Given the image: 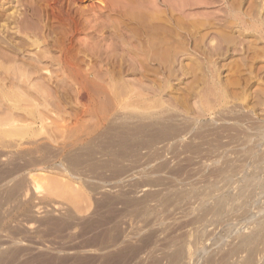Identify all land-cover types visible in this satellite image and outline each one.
<instances>
[{"label":"rangeland","instance_id":"1","mask_svg":"<svg viewBox=\"0 0 264 264\" xmlns=\"http://www.w3.org/2000/svg\"><path fill=\"white\" fill-rule=\"evenodd\" d=\"M234 1L0 0V264H264V0Z\"/></svg>","mask_w":264,"mask_h":264},{"label":"bare ground","instance_id":"2","mask_svg":"<svg viewBox=\"0 0 264 264\" xmlns=\"http://www.w3.org/2000/svg\"><path fill=\"white\" fill-rule=\"evenodd\" d=\"M236 1H237V0H235L234 2H236ZM119 2H120V1H119ZM236 3H237V2H236ZM7 4H8V3H7ZM237 5H238V4H237ZM5 6H7V5H5ZM3 7H4V6H3ZM4 9H6V8H3V10H4ZM6 10H7V9H6ZM6 10H5V11H6ZM2 12H3V11H2ZM6 13H7V12H6ZM235 14H236V13H235ZM2 15H3V14H2ZM8 15H9V14H8ZM8 15H6V17H7ZM236 15H237V14H236ZM6 17H4V18H6ZM14 17H16V16H14ZM16 18H17V17H16ZM18 18H19V17H18ZM23 18H24V17H23ZM235 18H236V17H235ZM10 19H11V18H10ZM25 19H26V18H24L23 20L25 21ZM8 20H9V19H8ZM14 21H16V20H14ZM14 21H13V22H14ZM17 21H18V20H17ZM2 22H3V21H2ZM6 22H7V21H6ZM13 22H12V23H13ZM14 23H15V22H14ZM17 23H18V22H17ZM20 23H21V22H20ZM23 23H24V22H23ZM0 24H1V22H0ZM15 25H16V24H15ZM17 25H18V24H17ZM12 26H13V25H11V28H13ZM7 27H8V26H7ZM1 28H2V27H1ZM8 28H9V27H8ZM5 31H6V30H5ZM1 32L4 33V31H1ZM1 34H2V33H1ZM6 34H7V33H6ZM7 35H8V34H7ZM12 37H13V36H12ZM2 38H3V37H2ZM4 38H5V37H4ZM8 38H9V36H8ZM6 39H7V37H6ZM10 39H11V38H10ZM20 39H21V38H20ZM5 41L7 42V40H5ZM5 41H3V39H0V43H4ZM23 41H24V40H23ZM25 41H27V40H25ZM25 41H24V42H25ZM13 42H14V41H13ZM27 42H28V41H27ZM10 43H11V42H10ZM5 44H7V43H5ZM15 44H16V43H15ZM149 44H150V42H149ZM9 45H11V44H8V46H9ZM20 46H21V45H20ZM25 46H27V45H25ZM148 46H149V45H148ZM17 47H18V46H17ZM150 47H151V46H150ZM12 48H13V47H12ZM18 48H19V47H18ZM244 48H245V47H244ZM1 49H2V47H1ZM23 49H24V48H23ZM219 49H220V48H218V50H219ZM14 50H15V49H14ZM247 50H248V49H247ZM18 51H19V50H18ZM216 51H217V50H216ZM0 52H1V50H0ZM220 52H221V50H220ZM5 53H6V52H5ZM20 55H21V54H20ZM2 56H4V55H2ZM6 56H7V55H6ZM0 57H1V55H0ZM4 57H5V56H4ZM4 57H3V58H4ZM1 58H2V57H1ZM3 58H2V59H3ZM7 59H8V57H7ZM5 60H6V59H5ZM4 62H5V61H4ZM1 66H2V65H1ZM2 72H3V71H2ZM5 72H6V70H5ZM7 72H9V69H8ZM6 74H7V73H6ZM2 76H3V75H2ZM3 78H4V77H3ZM5 78H6V77H5ZM8 79H9V78H8ZM4 80H7V79H4ZM4 80H3V81H4ZM4 82H5V81H4ZM7 83H8V81H7ZM1 86L3 87V86H5V85H1ZM1 86H0V88H2ZM7 88H8V87H7ZM2 92H3V91H2ZM4 92H5V91H4ZM2 96H3V95H2ZM6 96H7V95H6ZM0 98H1V97H0ZM5 98H6V97H5ZM2 99H4V98H2ZM29 113H30V112H29ZM27 114H28V113H26V115H27ZM30 115H31V113H30ZM32 115H33V113H32ZM20 116H21V115H20ZM24 116H25V115H24ZM11 117H13V116H10V118H11ZM10 118H9V119H10ZM19 118H20V117H18V119H19ZM27 118H28V117H27ZM29 118H30V117H29ZM9 119H8V120H9ZM15 119H16V117H15ZM23 119H24V118H23ZM23 119H22V121H23ZM13 120H14V119H13ZM24 120H25V119H24ZM29 120H30V119H29ZM14 121H15V120H14ZM25 121H27V120H25ZM31 121H32V120H31ZM0 122H1V121H0ZM4 123H7V122L4 121ZM22 123H23V122H22ZM27 123H28V121H27ZM2 124H3V123H2ZM13 126H14L13 128L16 127L15 125H13ZM19 127H20V126H19ZM22 128H23V126H22ZM28 128H29V127H28ZM15 129H18V128H15ZM20 129H21V128H20ZM26 130H27V129H26ZM30 130H31V129H30ZM0 131H2V130H0ZM3 131H4V130H3ZM13 131H14V130H13ZM13 131H12V132H13ZM17 131L19 132V129H18ZM21 132H24V130H22ZM15 133H16V132H15ZM0 134H1V133H0ZM7 134H8V133H7ZM18 134H19V133H18ZM26 134H27V133H25V135H26ZM2 135H3V134H2ZM8 135H9V134H8ZM15 136H16V135H15ZM17 136H18V135H17ZM4 137H5V136H4ZM12 138H13V137H12ZM4 139H5V138H4ZM1 144H2V143H1ZM7 145H8V144H7ZM61 187H62V186H60V188H61ZM61 189H63V188H61ZM65 192H66V191H65ZM242 193H243V192H242ZM250 235H251V234H250ZM246 236H247V235H246ZM257 236H258V235H257ZM257 238H258V237H257ZM240 240H241V239H240ZM240 240H239V241H240ZM255 241H256V237H249V236H247L246 238H243V239H242V242H241V241H240V242H241L244 246H247V245H251V244L254 243ZM242 244H241V246H242ZM244 246H243V247H244ZM181 254H182V251H181L180 249H179L177 252H175L174 255L171 256L172 262H177V261L180 259ZM116 256H117V255H116ZM118 257H119V256H118ZM115 258H116V257H115ZM111 259H112V258H111ZM116 259H117V258H116ZM113 260H114V258H113ZM117 261H118V260H117ZM117 261H116V262H117ZM181 261H182V260H181ZM247 261H250V260L248 259ZM170 264H171V263H170Z\"/></svg>","mask_w":264,"mask_h":264}]
</instances>
